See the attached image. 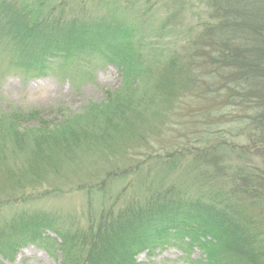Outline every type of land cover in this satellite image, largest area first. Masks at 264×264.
I'll return each instance as SVG.
<instances>
[{
	"label": "trees",
	"instance_id": "obj_1",
	"mask_svg": "<svg viewBox=\"0 0 264 264\" xmlns=\"http://www.w3.org/2000/svg\"><path fill=\"white\" fill-rule=\"evenodd\" d=\"M201 3L205 19L188 30L177 26L180 39L168 45L151 36L166 24L147 31L116 16L37 23L10 8L7 26L25 41L15 68L40 77L98 53L122 81L80 113L60 109L57 121L0 113V171L14 172L17 157L35 183L40 173L54 181L59 167L89 150L111 164L89 180V194L105 196L107 187L98 186L123 166L133 173L154 159L166 171L178 162L191 175L188 185L150 186L122 204L111 199L82 226L20 209L0 221V264L29 244L55 252L59 264H151L169 247L188 264H264V0ZM132 142L143 145L120 154Z\"/></svg>",
	"mask_w": 264,
	"mask_h": 264
},
{
	"label": "rangeland",
	"instance_id": "obj_2",
	"mask_svg": "<svg viewBox=\"0 0 264 264\" xmlns=\"http://www.w3.org/2000/svg\"><path fill=\"white\" fill-rule=\"evenodd\" d=\"M201 1L203 2V0H0V7L8 8L7 14L2 12L1 15L0 12V113L38 112V116L46 120L57 121L61 119L60 109L80 113L89 103H100L106 90L119 89L122 81L117 67L98 53H94L93 58L83 57L77 64L60 67L55 69V72L50 71L40 77H33L15 68L11 62L20 56L19 52L23 49L25 41L11 33L7 26V21L13 19L7 16L11 14V7L23 8L20 16L25 19L36 16L37 23L43 20L44 16L61 17L62 20L75 18L78 24L90 20L111 22L110 18L116 16L121 24H143L144 27H148L147 31L150 26L159 27L166 24L165 31H159V34H162L160 37L155 33H151V36L153 35L160 44L168 45L177 38L180 39L176 34L177 26L188 30L205 19ZM124 19L125 21H122ZM29 124L32 125V122ZM152 125L153 123H150L148 126ZM144 127H147V124ZM171 130L169 126V130L165 132L166 137L171 136ZM159 133L155 135V142L161 143L162 134ZM142 145L128 143L124 145L125 149L119 151L120 154L125 151L126 155L128 147L134 148L131 150L134 152L136 147ZM101 154L102 152L89 150L77 153L78 159L76 158L75 164H63L59 167V171L62 172L57 175L58 180L52 181L54 175L40 173L38 175L40 179L36 183L35 175L24 172L23 167L21 171L20 163L17 162L19 160L17 157L14 158V163L18 166L14 168V172L0 171V221L11 218L20 209H25L29 212L40 210L57 215L62 222L67 220L82 226L89 214L96 215L103 205L115 198L122 204L146 192L150 186L161 187L182 183L188 185L190 182L191 172L185 171L187 167L177 162L176 168L166 171L162 160L154 159L136 168L133 173H128L123 166L118 175L110 178L109 182L106 181L108 184L105 182L99 186L97 184L98 187H107L105 196H102V190L89 194V180L107 170L109 164ZM109 154L114 158L120 156L118 152ZM156 155L159 157L161 152ZM120 162L122 163V161L117 163ZM52 189L54 193L50 196ZM194 251L198 253L196 249ZM138 260L145 261V254L139 255ZM59 262L58 254L47 250L44 245L29 244L21 248L13 260H5L3 264H59ZM151 264L188 263L176 247H169L158 251Z\"/></svg>",
	"mask_w": 264,
	"mask_h": 264
}]
</instances>
